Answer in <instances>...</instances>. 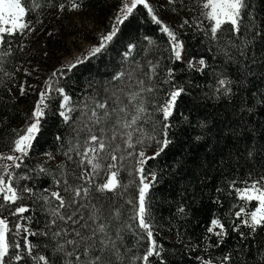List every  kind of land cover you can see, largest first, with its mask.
Here are the masks:
<instances>
[{"label":"trees","instance_id":"trees-1","mask_svg":"<svg viewBox=\"0 0 264 264\" xmlns=\"http://www.w3.org/2000/svg\"><path fill=\"white\" fill-rule=\"evenodd\" d=\"M73 2L29 0L27 7L32 11L24 21L33 22L42 17L46 10L59 4H64V9L72 8ZM75 2L80 5L77 9L81 11L100 12L107 8L116 11L122 0ZM149 3L159 19L183 42V59H175L170 38L160 31L161 26L151 20L147 10L139 6L134 16L120 26L118 37L103 55L63 75L60 69L75 60L62 65L54 71L55 76L54 72L50 75L48 86L51 84L53 89L65 88L66 94L72 97L70 106L78 111L84 110L86 103L91 108L97 99L110 98L115 88L138 90L132 82L150 71L149 62L156 65V71L151 73V79L147 76L142 78L146 82L145 87H153V92L146 94L153 107L165 99V94L174 90V86L183 87L184 95L169 121L172 132L176 133L173 137L175 143L165 154L146 165L159 176L158 183L151 189L149 203L154 225L152 230L161 248V256L151 258L150 264H264V227L258 226L252 230L235 216L239 207L254 210L256 205L253 202L249 206L247 201L240 200L236 189H243L245 181L251 182L264 175V103H261L264 96V59H261L264 57V40L254 45L251 52L260 64L254 67L249 65L253 75L239 83L236 62L233 60L229 63L223 45L211 37L210 22L201 14L200 0H149ZM249 4L252 16L256 17L253 21L255 28L264 29V0H249ZM111 23L112 27L114 22ZM110 29L108 24L95 40L96 46ZM226 36L227 33L221 39L224 40ZM7 41L10 47L0 44V154L11 155L14 154L12 142L17 131L25 128L31 117L33 110L26 108L33 98L14 97L8 89L12 76L20 73L24 36L20 32L7 36ZM129 45L135 47L129 49ZM200 58L205 59L206 67L189 66ZM120 72L130 74L131 79L114 82L112 77ZM225 76L237 81L233 84V92L228 95H224L218 85V80ZM51 95L52 103L44 131L24 159L22 167L14 170L20 176L27 174L33 177L20 180L19 184L33 187L36 195L43 194V189L50 192L63 187V184L58 186L55 181L69 170L64 153L74 140L73 128H79L83 121V117H77L74 123L63 121L58 114L61 97L55 91ZM249 105L251 111H245ZM159 116V113H151L157 127L160 126ZM140 150L151 155L155 145L149 142L143 149L137 146L133 150L125 149L121 143L117 155H123L125 159L117 161V166L124 186L113 192L93 190L89 201L104 208L105 214L108 210L115 212L114 206L119 207L120 215L111 225L115 229L114 239L120 246L119 253L113 257L114 264H143L140 258L149 245L148 238L142 235L143 230L137 227L133 219L137 211L135 200L139 187L136 174L139 165L135 152ZM128 151H133V156H128ZM108 162L105 156L102 163ZM41 168L46 169V173H40ZM107 177L108 172L101 169L100 174L94 177L95 183L106 182ZM88 187L91 189L92 185ZM23 203L30 204L31 201L25 198ZM14 207L5 205L0 208V216L8 217L11 221L10 229L19 219L10 215ZM24 215L31 219L20 222L39 234L28 236L27 243L32 248L28 253L24 233L12 231L11 241L21 247H10V255L19 252L24 259L20 262L10 259L8 264H43L38 259L41 255L49 258V264L53 261L60 264L59 254L54 247L58 238L43 234L46 222L44 213L33 206L32 211ZM213 219H219L225 225L227 235L220 237L208 231L209 227H213ZM225 256L230 259L225 261Z\"/></svg>","mask_w":264,"mask_h":264},{"label":"snow or ice","instance_id":"snow-or-ice-1","mask_svg":"<svg viewBox=\"0 0 264 264\" xmlns=\"http://www.w3.org/2000/svg\"><path fill=\"white\" fill-rule=\"evenodd\" d=\"M28 3L29 0H0V44H8L7 36L30 29V21L24 22V18L32 11L27 7ZM139 6H143L151 20L161 26L160 31L166 33L170 38L169 43L175 59L180 60L184 47L183 42L169 26L159 19L149 0H122V7L118 11L114 23L110 31L100 38L101 42L66 68L60 69V74L73 71L82 65L91 63L93 58L103 55L107 47L118 37L120 26L134 16L135 10ZM59 7L63 10L65 5L60 4ZM71 7L76 9L80 5L74 0ZM200 9L201 14L210 22L211 37L223 45L229 63L235 60L239 83H243L253 75L252 67L260 64V61L251 55L253 46L264 40V29H256L253 23L256 17L252 16L249 0H200ZM249 17L252 18L249 19ZM225 33L227 36L222 40L221 37H224ZM245 33L248 35L245 36ZM145 39L149 38L145 37ZM8 46L10 47V44ZM128 47L131 49L135 45ZM199 64L202 68L206 67L205 59L200 58ZM149 65L150 71L143 73L142 76L151 79V73L156 71V65L151 62ZM55 75L54 72L53 76ZM142 76H138L132 82L138 90L115 88L111 92L110 98L97 99L91 108L86 103L84 110L80 111L76 107L70 106L72 97L66 94L63 87L53 89L49 84L48 89L39 93L38 101L27 126L17 131L16 138L12 142L14 154H0V160L9 162L0 165V208L5 205L15 206L10 215L19 218L10 229L9 218L0 217V264H8L10 259L17 262L24 259V256L19 252H16L14 256L10 255V247L15 249L21 247L20 244L11 241L12 231L18 230L24 233L25 250L31 253L32 248L28 246L27 238L29 235H37L39 232L31 231L20 221L26 222L31 219L30 216L24 214L30 213L33 206L45 215L43 234L50 238H58L54 247L59 254L60 264H114L113 257L119 253L120 246L114 239L115 229L111 225L120 215L119 207L114 206L115 212L108 210L105 214L104 208L89 201L93 190L113 192L124 186L120 177V168L117 166V161L125 159L123 155H117L121 149V143L125 149L133 150L137 146L143 149L149 142L155 145V150L151 155H146L144 150L135 152L136 162L139 165L136 168L139 187L135 200L137 211L133 219L136 221L137 227L143 230L142 235L149 240L148 248L140 258L143 264H150L151 258L161 256V248L158 246L152 230L154 225L151 222V205L149 203L151 189L158 183L159 176L157 172L147 168L146 165L165 154L175 143L173 137L176 133L172 132V125L169 121L173 117L185 89L174 86V90L166 93L165 99L153 107V102L146 95L153 92V87H145L146 82ZM125 78L130 80V74L120 72L114 75L112 80L119 82ZM235 83L237 81L228 79L227 76L218 80V85L224 95L233 92ZM52 91L61 97L58 114L63 121L74 123L77 117H83V121L79 128H73L74 140L70 142L64 153L69 170L67 173H62L61 178L55 181L58 186L63 184V187H58L57 190L50 192L48 189H43V194L36 195V189L33 187L19 184L20 180H30L33 177L27 174L20 176L18 173H14V170L22 167L24 159L29 155L30 150L34 148L35 142L44 131V123L52 103ZM261 103H264V96L261 97ZM244 110L251 111V106L249 105ZM152 112L160 114L159 127L156 126L157 121L151 117ZM73 113L76 115H72ZM117 141L121 143H117ZM127 154L133 156L134 153L128 151ZM105 156L109 160L107 164L102 163ZM101 169L108 172V177L106 182L97 185L94 177L100 174ZM39 171L46 173L47 170L41 168ZM244 183L243 189H236L237 195L240 200L247 201L249 206L253 202H256V205L254 210H251V207L247 210L244 206L239 207L235 216L240 220V223L249 226L252 230L258 226L264 227V175ZM90 184L92 185L91 189L88 187ZM25 198L30 199L31 203L24 204ZM128 203L131 204L133 201H128ZM211 225L218 226L220 231L214 232V227H209V232L220 237L227 235V229L219 219H213ZM121 239H123L122 236ZM38 259L43 264H49V258L46 256L41 255ZM229 259V256L224 257L225 261ZM52 264H56V262L53 261Z\"/></svg>","mask_w":264,"mask_h":264},{"label":"rangeland","instance_id":"rangeland-1","mask_svg":"<svg viewBox=\"0 0 264 264\" xmlns=\"http://www.w3.org/2000/svg\"><path fill=\"white\" fill-rule=\"evenodd\" d=\"M59 5L46 10L42 17L30 22V29L21 32L24 36L23 60L20 73L12 76L8 89L14 97L32 96L33 101L27 104L26 109H34L39 93L48 89V78L57 68L78 59L96 46L95 40L108 24L111 28L122 2L116 11L107 8L100 12L77 8L61 10ZM183 57L184 50L181 59ZM191 64L200 65L199 61ZM4 161L1 165L7 163ZM213 227L215 231L219 230L218 226Z\"/></svg>","mask_w":264,"mask_h":264},{"label":"water","instance_id":"water-1","mask_svg":"<svg viewBox=\"0 0 264 264\" xmlns=\"http://www.w3.org/2000/svg\"><path fill=\"white\" fill-rule=\"evenodd\" d=\"M184 49V48H183Z\"/></svg>","mask_w":264,"mask_h":264}]
</instances>
